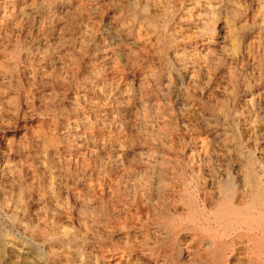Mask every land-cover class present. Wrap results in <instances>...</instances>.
<instances>
[{"label":"rangeland","instance_id":"1","mask_svg":"<svg viewBox=\"0 0 264 264\" xmlns=\"http://www.w3.org/2000/svg\"><path fill=\"white\" fill-rule=\"evenodd\" d=\"M106 262L264 264V0H0V264Z\"/></svg>","mask_w":264,"mask_h":264},{"label":"bare ground","instance_id":"2","mask_svg":"<svg viewBox=\"0 0 264 264\" xmlns=\"http://www.w3.org/2000/svg\"><path fill=\"white\" fill-rule=\"evenodd\" d=\"M139 217V216H138ZM155 217V216H154ZM146 219V218H145ZM144 225V224H143ZM133 226V225H132ZM107 229V228H106ZM111 234V233H110ZM110 238V237H109ZM134 238V237H133ZM138 245V244H137ZM133 248H134V246H133ZM141 251L143 252V253H145V255H150V254H152V249H149V248H143V247H141ZM116 254V253H115ZM135 254V253H134ZM139 254H140V252H139ZM187 254V253H186ZM129 256V255H128ZM149 257V256H148ZM158 257V256H157ZM121 259V258H120ZM155 261V260H154ZM106 264H107V262H106ZM119 264V263H118Z\"/></svg>","mask_w":264,"mask_h":264}]
</instances>
